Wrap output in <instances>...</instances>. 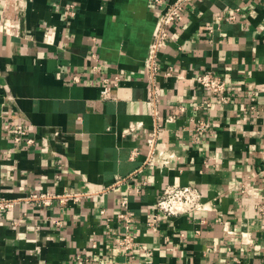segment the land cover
<instances>
[{
    "label": "crops",
    "instance_id": "crops-1",
    "mask_svg": "<svg viewBox=\"0 0 264 264\" xmlns=\"http://www.w3.org/2000/svg\"><path fill=\"white\" fill-rule=\"evenodd\" d=\"M182 12L159 53L163 129L154 140L150 0H0V198L15 201L0 211V264H264V0H193ZM206 70L236 90L195 111ZM116 74L120 85L102 99L100 78ZM193 114L206 132L192 133ZM8 120L33 144L16 143ZM174 183L201 187L210 209L154 224ZM134 185L140 192L129 194ZM42 192L92 194L31 199ZM126 211L135 256L119 247Z\"/></svg>",
    "mask_w": 264,
    "mask_h": 264
},
{
    "label": "built area",
    "instance_id": "built-area-1",
    "mask_svg": "<svg viewBox=\"0 0 264 264\" xmlns=\"http://www.w3.org/2000/svg\"><path fill=\"white\" fill-rule=\"evenodd\" d=\"M151 3L158 10V21L155 29L153 39L150 43L148 55L145 62V72L148 75V81L150 85L149 89V101L153 103L152 113L156 118V125L154 128L153 136L154 140H157L161 130L163 129V124L160 121V111L158 109V97L160 86L157 84V75L159 73V53L165 47L168 36H169V27L183 20V6L186 2L193 0H150ZM72 16L75 15V6L71 5L68 9ZM94 61L93 69L95 71H102L103 65L100 63L99 59L95 54L92 55ZM169 73V72H167ZM121 76L116 74L113 77L102 76L100 78V96L102 99H111L113 97V91L121 83ZM74 82H80V76L75 75L73 77ZM197 83L203 88L206 92L205 98L199 104H196L193 109L199 111L200 109H205L209 112L213 110L216 104H221L224 101L228 100L230 93H234L236 90L235 83L229 82L223 77L217 75L212 71H204L203 73L197 75ZM179 110L181 112L186 111L185 105H180ZM176 119L175 114H171L166 117V122H172ZM192 121L195 125L191 129L194 134H201L208 130L209 124L203 118L199 117L196 114H193ZM5 129L11 130L13 132V139L16 143L26 141V144H33V139L29 137L28 128L21 123L12 124L11 121H7L4 124ZM138 125H131L130 131L134 132L137 129ZM171 156H174L172 153ZM170 161H164V164H169ZM119 180L118 182L122 181ZM145 185L146 182H143ZM142 185V184H141ZM141 186L134 185L128 190L129 194L139 193ZM241 192L249 193V188L245 185L241 188ZM92 193H82V192H67L64 194H56L53 192H42L34 193L31 195V199L39 200L44 205H50L55 199H59L62 202L69 200L78 201L81 196L90 195ZM15 201L9 200L6 198H0V211L5 209H10L14 206ZM122 206L128 208V197H125L122 200ZM210 209L208 201L205 200L204 190L195 185V184H169L167 185L162 193L159 195L156 202V213L154 215V224L158 221L160 216H179L183 214H193L196 212H205ZM102 213H105L106 210H101ZM126 222L127 232L121 236L119 240L120 249L128 252L132 256H135L137 251V242L135 236L131 233L132 218L126 212H121L119 215ZM231 231H228L230 233ZM150 254V253H149ZM229 264H246L242 259H234Z\"/></svg>",
    "mask_w": 264,
    "mask_h": 264
}]
</instances>
